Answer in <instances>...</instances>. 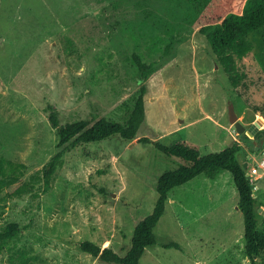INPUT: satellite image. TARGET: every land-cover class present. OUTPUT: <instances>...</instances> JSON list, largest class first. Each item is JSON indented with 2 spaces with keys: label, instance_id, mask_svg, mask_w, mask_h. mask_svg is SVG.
<instances>
[{
  "label": "rangeland",
  "instance_id": "obj_1",
  "mask_svg": "<svg viewBox=\"0 0 264 264\" xmlns=\"http://www.w3.org/2000/svg\"><path fill=\"white\" fill-rule=\"evenodd\" d=\"M197 18L187 0H0V155L23 163L33 187L0 199V229L25 228L0 249V264H21L22 253L29 264H108L83 251L85 241L125 256L136 225L153 212L159 177L183 164L141 137L202 154L239 142L240 159L253 166L264 158V27L248 36L254 49L240 63L246 77L237 89ZM134 55L151 65L145 80ZM143 84L139 138L75 146L44 192V167L59 143L49 107L61 124L122 120ZM253 185L262 223L264 177ZM238 199L230 171L175 187L142 264H254ZM170 243L178 247H163Z\"/></svg>",
  "mask_w": 264,
  "mask_h": 264
},
{
  "label": "trees",
  "instance_id": "obj_2",
  "mask_svg": "<svg viewBox=\"0 0 264 264\" xmlns=\"http://www.w3.org/2000/svg\"><path fill=\"white\" fill-rule=\"evenodd\" d=\"M198 14L199 31L211 45L235 88L244 85L246 75L240 69V63L254 49L248 38L252 33L264 27V0H187ZM142 80L151 74V65L143 62L134 55ZM147 86L143 84L133 96V106H127V116L122 120L109 119L98 116L72 123L61 124L58 114L50 106V121L57 130L59 143L57 151L48 161L43 171V191L51 189V181L56 174L66 152L79 144L96 143L112 136H120L126 141L139 138V130L146 119L145 96ZM140 142L153 143L162 153L169 157H176L183 164L177 169L163 173L157 183V201L153 212L142 219L135 227L131 247L125 256H121L111 247H101L91 241L81 243V249L108 264H142L141 259L148 247L158 244L155 233L156 226L165 214L169 203L170 192L188 181L204 176L216 180L224 171H230L238 192V208L244 217L245 253L257 264V259L264 258V220L260 223L257 216V199L254 185L248 175L247 160L240 159L239 154L244 147L235 142L219 152L202 154L196 146L185 142L171 145L160 140L153 141L149 137L139 138ZM264 146V138L260 144V151ZM261 154V153H260ZM26 166L23 163L9 160L0 155V199L6 202L9 198L22 197L31 192V184L23 180ZM25 228L15 226L0 229V249L9 240L18 236ZM178 247L175 243L165 244L164 248ZM21 264H29L30 258L22 253Z\"/></svg>",
  "mask_w": 264,
  "mask_h": 264
},
{
  "label": "built area",
  "instance_id": "obj_3",
  "mask_svg": "<svg viewBox=\"0 0 264 264\" xmlns=\"http://www.w3.org/2000/svg\"><path fill=\"white\" fill-rule=\"evenodd\" d=\"M262 154H264V151L262 152ZM257 156L259 157L260 155H257ZM257 156L253 155L252 160H255L258 162ZM250 158H251V156H250ZM263 167H264V158L260 159V161L258 162V165L251 166V164L249 163L248 175H249L252 183H257L258 180L264 176V168ZM261 168H263V171H260Z\"/></svg>",
  "mask_w": 264,
  "mask_h": 264
},
{
  "label": "water",
  "instance_id": "obj_4",
  "mask_svg": "<svg viewBox=\"0 0 264 264\" xmlns=\"http://www.w3.org/2000/svg\"><path fill=\"white\" fill-rule=\"evenodd\" d=\"M229 115L231 124L235 125L236 131L241 134L246 130V127L239 121V117L235 111L234 103L229 105ZM245 167H248V163H245Z\"/></svg>",
  "mask_w": 264,
  "mask_h": 264
},
{
  "label": "crops",
  "instance_id": "obj_5",
  "mask_svg": "<svg viewBox=\"0 0 264 264\" xmlns=\"http://www.w3.org/2000/svg\"><path fill=\"white\" fill-rule=\"evenodd\" d=\"M263 177H264V176H263ZM263 177L259 179V181H258L259 183H260V181L263 179Z\"/></svg>",
  "mask_w": 264,
  "mask_h": 264
},
{
  "label": "clouds",
  "instance_id": "obj_6",
  "mask_svg": "<svg viewBox=\"0 0 264 264\" xmlns=\"http://www.w3.org/2000/svg\"><path fill=\"white\" fill-rule=\"evenodd\" d=\"M249 163H250V162H248V170H249ZM258 181H259V180H258ZM254 191H255V189H254Z\"/></svg>",
  "mask_w": 264,
  "mask_h": 264
}]
</instances>
